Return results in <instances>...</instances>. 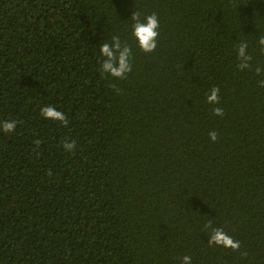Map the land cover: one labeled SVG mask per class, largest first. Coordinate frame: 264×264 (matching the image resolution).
Instances as JSON below:
<instances>
[{
  "label": "trees",
  "instance_id": "obj_1",
  "mask_svg": "<svg viewBox=\"0 0 264 264\" xmlns=\"http://www.w3.org/2000/svg\"><path fill=\"white\" fill-rule=\"evenodd\" d=\"M133 12L158 16L150 54ZM113 36L126 79L101 71ZM262 36L264 0H0V264H264Z\"/></svg>",
  "mask_w": 264,
  "mask_h": 264
},
{
  "label": "clouds",
  "instance_id": "obj_2",
  "mask_svg": "<svg viewBox=\"0 0 264 264\" xmlns=\"http://www.w3.org/2000/svg\"><path fill=\"white\" fill-rule=\"evenodd\" d=\"M132 24V36L137 41L138 47L145 54L154 52L157 48V39L159 36V19L156 13L144 16L141 18L140 12H133L131 16ZM261 50L264 51V36L260 37L257 42ZM248 44L246 42H240L237 45V57L240 61L238 68L241 70L250 67V61L252 57L247 54ZM100 54L104 58L101 62L102 73L108 74L116 79H126L127 74L132 71L131 56L132 49L127 44H122L119 36H113L111 43L104 42L100 45ZM261 68L257 67L256 72L260 74ZM264 87V81L260 82ZM206 102L209 105H219L220 103V89L219 87H213L206 96ZM41 116L46 120H52L67 126L68 120L66 115L57 110L54 106H45L40 109ZM212 114L216 117L224 116V109L221 107H213ZM18 121L6 120L0 123V129L5 133H12L16 129ZM209 140L216 142L218 139L217 132L215 130L208 133ZM35 143L39 145L41 142L36 140ZM76 142L65 141L63 148L65 151H73ZM204 230L210 232L208 235L209 246H218L225 249H231L232 251H238L240 249V242L229 236L223 228L214 227L211 220L205 223ZM181 264H192L191 256L185 255L181 257Z\"/></svg>",
  "mask_w": 264,
  "mask_h": 264
}]
</instances>
